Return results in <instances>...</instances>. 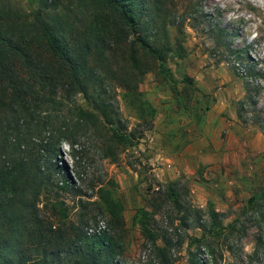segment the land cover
I'll return each mask as SVG.
<instances>
[{
    "label": "rangeland",
    "instance_id": "1",
    "mask_svg": "<svg viewBox=\"0 0 264 264\" xmlns=\"http://www.w3.org/2000/svg\"><path fill=\"white\" fill-rule=\"evenodd\" d=\"M47 1L55 4L46 8L47 13L74 24L89 17L94 2ZM0 2L27 19L39 4V0ZM168 5L178 16L166 29L173 51L179 52H173L165 64L171 76L153 65L138 82L139 97L152 111L146 103L140 109L138 101L115 84L119 116L127 129H134L136 138L130 145L110 143L115 158L101 157L97 150L83 155L75 167L79 176L72 169L68 144L61 143L56 159L80 185L86 203L80 208L76 195L62 192L61 196L69 217L74 219L83 210L93 216L92 227L105 223L98 185L121 201L125 234L118 258L122 264H159L134 219L138 208L146 211L148 226L158 234L157 244L161 235L170 239L169 264H187L192 253L205 264H261L264 221L256 209L261 207L264 213V0H171ZM105 127L98 133L102 143L109 141ZM170 182L181 202L201 209L202 219L208 218L209 203L223 214V223L235 218L236 230L195 240L201 229L193 215L180 222L185 205L176 211L163 198L164 186ZM252 195L262 196L261 206H250L247 199ZM40 212L46 216L43 207ZM260 231L263 244L258 257L249 258Z\"/></svg>",
    "mask_w": 264,
    "mask_h": 264
},
{
    "label": "trees",
    "instance_id": "2",
    "mask_svg": "<svg viewBox=\"0 0 264 264\" xmlns=\"http://www.w3.org/2000/svg\"><path fill=\"white\" fill-rule=\"evenodd\" d=\"M93 1L89 17L75 24L47 13L55 5L47 0H39L29 19L0 2V264H122L121 201L100 184L96 195L104 208V226L90 230L93 216L83 210L70 218L61 193L76 195L80 208L86 201L56 155L66 142L79 176L76 162L91 150L115 158L110 143L134 142V129H127L119 116L115 86L137 100L140 109L146 103L152 111L139 97L138 82L153 65L171 76L165 64L177 51L166 29L178 16L168 5L171 0ZM176 48L182 49L179 41ZM104 127L108 143L98 138ZM162 195L176 211L185 205L180 222L193 215L201 229L197 241L236 230L235 218L223 223V214L209 203L208 218L202 219L199 207L181 202L172 182ZM260 199L252 195L247 201L261 206ZM257 210L264 221L263 210ZM134 219L157 262L171 263L170 239L161 235V244L155 242L158 234L148 226L144 209L138 208ZM262 235L257 233L247 257H258ZM187 264L205 263L192 253Z\"/></svg>",
    "mask_w": 264,
    "mask_h": 264
},
{
    "label": "built area",
    "instance_id": "3",
    "mask_svg": "<svg viewBox=\"0 0 264 264\" xmlns=\"http://www.w3.org/2000/svg\"><path fill=\"white\" fill-rule=\"evenodd\" d=\"M104 226L103 222L102 221H99L94 228H89L90 230L91 229H94L95 231H98L99 229H101L102 227Z\"/></svg>",
    "mask_w": 264,
    "mask_h": 264
}]
</instances>
